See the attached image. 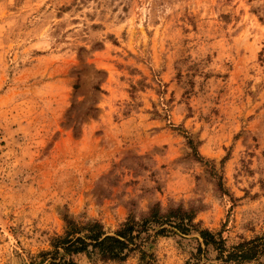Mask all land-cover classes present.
I'll return each mask as SVG.
<instances>
[{
  "label": "rangeland",
  "instance_id": "obj_1",
  "mask_svg": "<svg viewBox=\"0 0 264 264\" xmlns=\"http://www.w3.org/2000/svg\"><path fill=\"white\" fill-rule=\"evenodd\" d=\"M156 203L222 245L154 225L74 264H264V0H0V264Z\"/></svg>",
  "mask_w": 264,
  "mask_h": 264
},
{
  "label": "trees",
  "instance_id": "obj_2",
  "mask_svg": "<svg viewBox=\"0 0 264 264\" xmlns=\"http://www.w3.org/2000/svg\"><path fill=\"white\" fill-rule=\"evenodd\" d=\"M195 218L196 212L193 208L188 209L180 204L163 209L160 203H156L140 220L131 215L117 233L108 234L103 224L98 220L77 221L66 216L64 234L53 239L54 251H49L46 254L51 253L57 257L62 249L65 255H62L61 260H65V263L68 262V264H74L71 256L78 253L97 254L106 261H124L135 249L133 236L136 230L141 228L145 231L154 225L161 226L157 231L158 234H164L168 231V227L165 225L176 228L183 233L192 229L199 230L206 245L211 243L222 245V240L217 241L214 233L209 229H199V225L194 221ZM135 236L139 237L140 234L137 233ZM241 254L246 257L244 252ZM67 255H69L68 261Z\"/></svg>",
  "mask_w": 264,
  "mask_h": 264
}]
</instances>
